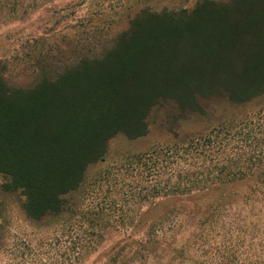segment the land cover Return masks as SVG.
I'll return each mask as SVG.
<instances>
[{
    "label": "trees",
    "instance_id": "trees-1",
    "mask_svg": "<svg viewBox=\"0 0 264 264\" xmlns=\"http://www.w3.org/2000/svg\"><path fill=\"white\" fill-rule=\"evenodd\" d=\"M263 96L264 0L143 8L30 87L0 59V255L87 264L105 245L102 264H264V102L188 131L164 120L150 150L108 158L167 102L181 123L207 117V99ZM15 213L33 228L18 241Z\"/></svg>",
    "mask_w": 264,
    "mask_h": 264
},
{
    "label": "rangeland",
    "instance_id": "rangeland-1",
    "mask_svg": "<svg viewBox=\"0 0 264 264\" xmlns=\"http://www.w3.org/2000/svg\"><path fill=\"white\" fill-rule=\"evenodd\" d=\"M198 0H0V59L6 65V74L13 85L30 87L38 79L42 67L63 70L71 64L78 52L87 53L99 46H107L129 27L141 9L192 8ZM264 96L250 103L233 104L225 98L204 101L209 115L190 116L181 123L176 107L167 102L150 114L149 134L130 140L118 134L109 142V159L118 158L122 152L150 150L155 143L166 139L169 132L160 123L171 120V125L185 131L199 127L203 120L217 121L226 117L243 115L256 110ZM183 120V119H182ZM1 182L5 181L0 176ZM15 198V197H13ZM0 199H11L0 192ZM11 234L22 239L33 228L22 220L20 214L12 216ZM117 236L116 233H113ZM10 239V238H8ZM94 251L87 256V264H102L104 252ZM7 255H0V264H22ZM16 260V259H15Z\"/></svg>",
    "mask_w": 264,
    "mask_h": 264
}]
</instances>
